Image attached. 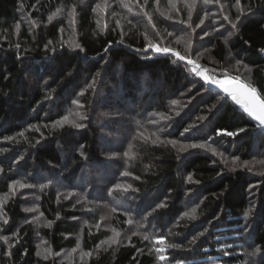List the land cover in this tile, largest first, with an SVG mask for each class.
<instances>
[{
  "label": "trees",
  "instance_id": "16d2710c",
  "mask_svg": "<svg viewBox=\"0 0 264 264\" xmlns=\"http://www.w3.org/2000/svg\"><path fill=\"white\" fill-rule=\"evenodd\" d=\"M149 45L264 99V0H0V264H264V130Z\"/></svg>",
  "mask_w": 264,
  "mask_h": 264
},
{
  "label": "snow or ice",
  "instance_id": "6c2138e0",
  "mask_svg": "<svg viewBox=\"0 0 264 264\" xmlns=\"http://www.w3.org/2000/svg\"><path fill=\"white\" fill-rule=\"evenodd\" d=\"M205 2H207V0H205ZM237 2L239 3V0H237ZM97 7H99V5H97ZM49 20L52 19L51 16H49L48 18ZM228 18L225 17V20H227ZM201 23H203V21H201ZM17 27H19V25H17ZM233 27H235V25H233ZM77 48H80L79 44H76ZM149 48H153L154 46L149 45ZM154 50L156 52H164V53H168L170 50L168 48H161V47H154ZM145 51H147V48L145 49ZM261 51H264V49H261ZM177 56H179V53H176ZM180 60H183L184 57L180 56L179 57ZM189 64H193V61L189 60L188 61ZM239 63V61L237 62ZM227 71V70H225ZM197 75H200L199 71L196 72ZM204 82L208 83V84H214L216 85L218 88L222 89L224 91V93H226L228 96L231 97V100L234 101L237 105L240 106L241 109H243V111L245 113H247V115L249 117H251L252 119H254L255 121L259 122V124L264 127V99H260V97L257 94V89L254 87H251L250 85H247L243 82H240V77L239 76H234L232 77V81H231V86H229V81L225 80V79H212L210 76H205L204 77ZM173 103H176V101H173ZM68 117H64V120H67ZM80 119H87L86 116H82L80 117ZM72 126L75 128H82L85 125H83L82 123H76L75 121L72 122ZM189 129H185V131L187 132ZM239 131H243V129H240ZM217 135H227V136H234L237 133L231 132V131H226V130H221V129H217L216 130ZM22 135V133H21ZM159 139V138H158ZM156 141H153V144H155ZM191 147L196 148V147H201L203 148L204 145H191ZM215 152V150H214ZM238 159V158H237ZM189 180H192V177L189 176L188 177ZM21 187H24V185H20ZM131 187V186H129ZM25 211L27 212H31L33 211L32 208H26ZM194 212V210H193ZM185 216H189V213H184ZM249 215V211H245L244 212V216L247 217ZM203 233H201L202 235ZM145 240L148 239L147 236L144 237ZM193 240H195V237L193 238ZM155 244H167V240L164 236H158L155 238L154 240ZM168 248H175V247H179V245H175V244H168L167 245ZM157 252L159 253H164L167 251L166 248L160 247V248H156L155 249ZM225 255H227L228 253L225 252ZM159 259L161 261L166 259L165 255H160Z\"/></svg>",
  "mask_w": 264,
  "mask_h": 264
},
{
  "label": "water",
  "instance_id": "95a60500",
  "mask_svg": "<svg viewBox=\"0 0 264 264\" xmlns=\"http://www.w3.org/2000/svg\"><path fill=\"white\" fill-rule=\"evenodd\" d=\"M154 47H160L159 45H155ZM154 47L152 48V50L155 52V54H157V55H163V56H168V55H172V56H175L178 60H180V56H183L180 52H178L177 50H173V49H169L170 51L168 52V53H164V52H156L155 50H154ZM176 53H179V56H177L176 55ZM184 57V56H183ZM189 60H191V61H193V64H189L188 63V61ZM181 62H183V63H185V64H188V65H190L191 67H193L196 71H199V73H200V76H201V78H202V80H203V82H204V77L205 76H209L208 75V73H207V71L205 70V68L199 63V62H197V61H195L194 59H192V58H186V57H184V59L183 60H180ZM225 80H227V81H229V86H231V81H232V77H228V78H226ZM240 82H243V83H245V84H247V85H250L249 83H246V82H244L243 80H240ZM205 83V82H204ZM207 86H208V88H210L211 90H214V91H217V92H221V93H223V98H224V100H226V99H230L231 100V97L230 96H228L226 93H224V91L222 90V89H220V88H218L216 85H214V84H208V83H205ZM251 86V85H250ZM252 87V86H251ZM257 94H258V92H257ZM258 96H259V94H258ZM260 97V96H259ZM260 99H262L261 97H260ZM232 101V100H231ZM237 107H239L240 108V106L239 105H237L234 101H232ZM243 110V109H242ZM247 114V113H246ZM248 116V115H247ZM249 117V116H248ZM249 118H251V117H249ZM252 119V118H251ZM255 123H257L260 127H259V129L260 130H264V127H262L260 124H259V122H257V121H255L254 119H252Z\"/></svg>",
  "mask_w": 264,
  "mask_h": 264
},
{
  "label": "rangeland",
  "instance_id": "374dc122",
  "mask_svg": "<svg viewBox=\"0 0 264 264\" xmlns=\"http://www.w3.org/2000/svg\"><path fill=\"white\" fill-rule=\"evenodd\" d=\"M239 67H241L240 65H238ZM239 73H241V74H244V72H246V69L245 68H240L239 70H237ZM233 72H235L236 73V70H234ZM244 81V80H243ZM247 83V82H246ZM250 84V83H249Z\"/></svg>",
  "mask_w": 264,
  "mask_h": 264
}]
</instances>
